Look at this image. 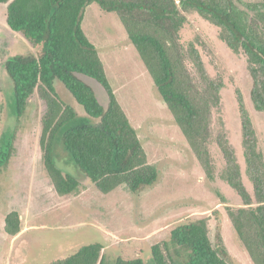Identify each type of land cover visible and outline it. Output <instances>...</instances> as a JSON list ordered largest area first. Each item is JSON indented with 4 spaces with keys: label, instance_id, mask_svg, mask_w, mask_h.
Returning a JSON list of instances; mask_svg holds the SVG:
<instances>
[{
    "label": "trees",
    "instance_id": "obj_1",
    "mask_svg": "<svg viewBox=\"0 0 264 264\" xmlns=\"http://www.w3.org/2000/svg\"><path fill=\"white\" fill-rule=\"evenodd\" d=\"M7 5L6 22L22 34L34 52L5 61L14 84L16 107L21 117L38 93L46 109L41 120L40 147L44 169L60 196L78 194L82 182L66 173L55 161L59 133L65 149L80 170L105 194L120 186L137 192L158 181L157 167L149 162L138 130L121 105L108 78L97 46L83 29L85 11L98 3L114 12L187 139L206 176L215 177L211 145L224 159L221 177L237 192L242 206H227L232 225L254 264H264V153L252 117L239 95L245 184L236 151L225 129L213 128L214 112L221 105L224 81L209 74L203 55L194 42L185 44L181 31L185 12L197 11L220 29L228 47L244 53L252 77L250 97L264 112V2L242 0H0ZM80 75L97 80L106 90L105 107L95 90ZM61 80L85 111L98 122L80 118L55 87ZM2 160V159H1ZM4 161H0L3 164ZM23 224L17 210L5 217V231L16 236ZM105 245L96 242L73 255L48 264H103ZM155 264H229V252L221 233L215 245L210 218L183 222L170 237L152 245ZM112 264H146L141 257L117 255Z\"/></svg>",
    "mask_w": 264,
    "mask_h": 264
},
{
    "label": "rangeland",
    "instance_id": "obj_2",
    "mask_svg": "<svg viewBox=\"0 0 264 264\" xmlns=\"http://www.w3.org/2000/svg\"><path fill=\"white\" fill-rule=\"evenodd\" d=\"M247 3L264 0H242ZM7 5L0 3V264H48L76 253L96 242L105 245L103 264H112L117 255L141 257L155 264L152 245L167 240L177 225L201 217L210 218L213 243L221 233L229 252V264H254L240 241L227 213V206H242L237 192L221 177L224 159L215 143V177L206 176L187 139L160 95L155 82L114 12L98 3L86 8L83 29L97 46L112 87L138 130L149 162L159 173L158 181L137 192L120 186L111 193L100 192L78 167L68 152L61 130L55 147V161L66 173L82 182L80 193L60 196L47 175L40 147L41 120L46 106L38 93L30 99L19 117L14 84L5 61L34 52L32 44L6 22ZM187 22L181 31L185 44L194 42L203 55L206 68L215 78L221 76L222 102L214 112L213 128L225 129L235 148L244 181L246 174L242 143L239 95L252 117L264 153V112L257 111L250 92L252 77L244 53L231 50L220 37V29L197 11L185 12ZM107 107L105 88L95 79L80 75ZM55 87L80 118L91 117L64 83ZM2 159V160H1ZM17 210L24 215L26 230L13 237L4 229L5 216ZM22 219V216H21Z\"/></svg>",
    "mask_w": 264,
    "mask_h": 264
},
{
    "label": "crops",
    "instance_id": "obj_3",
    "mask_svg": "<svg viewBox=\"0 0 264 264\" xmlns=\"http://www.w3.org/2000/svg\"><path fill=\"white\" fill-rule=\"evenodd\" d=\"M9 213V212H8ZM7 213V214H8ZM6 214V215H7ZM22 216V221H23V219H24V215H21ZM6 217V216H5ZM4 229H5V222H4ZM26 230V225L24 224V226H23V228H22V231L19 233V234H17L16 236H13V237H17V236H19V235H21L24 231Z\"/></svg>",
    "mask_w": 264,
    "mask_h": 264
}]
</instances>
